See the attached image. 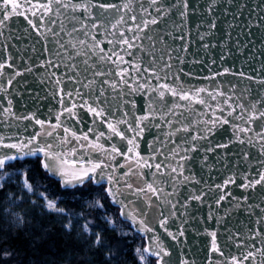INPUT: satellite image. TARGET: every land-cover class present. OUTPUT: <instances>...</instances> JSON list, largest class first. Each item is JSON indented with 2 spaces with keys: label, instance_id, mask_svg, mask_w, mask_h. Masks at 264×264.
Listing matches in <instances>:
<instances>
[{
  "label": "snow or ice",
  "instance_id": "obj_1",
  "mask_svg": "<svg viewBox=\"0 0 264 264\" xmlns=\"http://www.w3.org/2000/svg\"><path fill=\"white\" fill-rule=\"evenodd\" d=\"M192 16L202 48L215 51L207 86L184 79ZM262 30L264 0H0V233L30 231L35 243L43 218H56L78 241L50 253L59 264H197L191 220L210 237L206 264H264ZM234 49L259 70L224 66ZM229 75L246 87L217 82ZM29 77L50 85L47 117L14 110ZM224 125L233 131L213 145ZM153 127L160 134L147 141ZM189 162L199 172L186 174ZM34 261L44 264L0 243V264Z\"/></svg>",
  "mask_w": 264,
  "mask_h": 264
},
{
  "label": "water",
  "instance_id": "obj_2",
  "mask_svg": "<svg viewBox=\"0 0 264 264\" xmlns=\"http://www.w3.org/2000/svg\"><path fill=\"white\" fill-rule=\"evenodd\" d=\"M202 2V0H201ZM250 3H256V0H250ZM247 14V10L246 13ZM196 23V17L192 16L188 19V22L185 24V33H186V39L184 41L185 44L188 45V51L187 52H181L180 55L185 59V70L190 71L193 73V76L191 77H184L185 80H191L192 83H194L196 86H207L209 84V81H206L203 79L204 76L208 75V72L206 71L208 68H215L211 64V57L215 54L214 50H208L202 48L201 42L199 41L198 35H197V28L195 26ZM227 28L226 24L220 25L221 31L215 32V34L211 37L213 41L221 40L223 37V31ZM190 33V35H187ZM257 36L264 35V30L261 32L256 33ZM3 39V38H0ZM243 39V37H241ZM208 38L206 37L204 42H207ZM29 42L31 41V38H29ZM247 42V41H245ZM179 45V42H178ZM177 45V46H178ZM21 50H23L27 45L25 43H21L20 45ZM36 47L39 49V45L37 44ZM257 49H261V45H256ZM255 55L259 56V52L256 51ZM194 61H204L203 64H197L194 63ZM251 63L254 65V67L259 70L260 63H258L256 60L252 59V56L249 55L247 59H245V56L241 54L240 49H234V59L230 57L229 64L224 65L227 67H233L235 69H245L248 70L247 66ZM198 77V78H197ZM223 79L225 81V85H227V81L231 80L232 83L237 84L238 90L241 89V87H246L247 82L241 80V78L237 75L235 77L233 76H226L224 78L217 77V82ZM29 83L33 85L32 90L24 91L23 96H21L19 93L16 94V100H14V110H16L18 113L27 114V109H30L33 112H36L41 117H47L48 113L45 110V106L48 108H52L56 101L54 99H51V97L46 98V94L50 91V85L45 84L44 86H41L39 84V77H36L35 80H33L31 77H29ZM247 95V93H245ZM39 96V98H37ZM135 99L138 102V106L143 103V100L140 96H136ZM19 101V103H17ZM55 110V109H53ZM87 119V117H85ZM26 123V122H22ZM225 129L228 130V132H225ZM233 130L231 129L230 125H224L222 127H218V134L214 138H212L211 143L214 145L216 142L221 141L222 138L226 139L227 135H229ZM159 131L155 129L154 127L150 130H146L145 132V139L147 141H152L154 136L159 135ZM145 145L142 143L141 148L144 149ZM235 150V149H234ZM218 152L223 153L224 149H217ZM212 154H210L211 157ZM197 161H199V157H197ZM191 173H197L199 172V165H193L191 162L188 163L186 166V174ZM199 175H204V173H199ZM199 175H197V178H199ZM206 178V177H205ZM180 191H183V186L180 187ZM196 203V211L197 215L202 217L207 214L208 209L206 206H201L198 202ZM193 209L190 208L189 212H192ZM187 219V217H186ZM239 221V222H238ZM179 224V221H177ZM192 223L194 221H189V223L186 225V228L188 231H186V235L188 237V247L192 248L194 245L197 249H199V255L195 257L197 264H206L203 257L205 255V249L210 245V237L206 235L205 232L201 231L200 233H196L195 229L192 228ZM203 223V221H201ZM231 223L236 228H243L245 231L247 230V220L244 216H237L236 214L233 215ZM212 221L208 222L207 227L209 230L211 229ZM219 232V229H217ZM162 240L165 244L171 243L175 245L174 241H171L170 238H165L163 234H161ZM222 238V237H221ZM193 253L190 251L189 255H192ZM209 256H213L214 254L208 253Z\"/></svg>",
  "mask_w": 264,
  "mask_h": 264
},
{
  "label": "trees",
  "instance_id": "obj_3",
  "mask_svg": "<svg viewBox=\"0 0 264 264\" xmlns=\"http://www.w3.org/2000/svg\"><path fill=\"white\" fill-rule=\"evenodd\" d=\"M43 220L46 224L47 235L36 238L35 243H33L34 238L30 231L17 234V229L15 228L10 236L7 233H0V243L6 242L16 248L21 255L27 253L30 256L38 257L39 260L44 261V264H59L56 257L50 253H55L61 248L67 249L69 244L78 243V241H75L74 238H69L63 233L56 218L44 217ZM132 243L135 246L140 244L141 240L137 237ZM33 264H37V262L34 261Z\"/></svg>",
  "mask_w": 264,
  "mask_h": 264
},
{
  "label": "rangeland",
  "instance_id": "obj_4",
  "mask_svg": "<svg viewBox=\"0 0 264 264\" xmlns=\"http://www.w3.org/2000/svg\"><path fill=\"white\" fill-rule=\"evenodd\" d=\"M25 207H27V206H25Z\"/></svg>",
  "mask_w": 264,
  "mask_h": 264
}]
</instances>
